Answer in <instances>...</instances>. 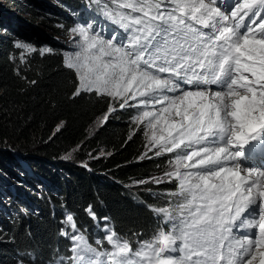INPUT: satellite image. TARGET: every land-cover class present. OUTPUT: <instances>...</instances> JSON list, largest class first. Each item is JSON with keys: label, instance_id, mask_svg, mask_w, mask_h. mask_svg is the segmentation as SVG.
Segmentation results:
<instances>
[{"label": "snow or ice", "instance_id": "snow-or-ice-1", "mask_svg": "<svg viewBox=\"0 0 264 264\" xmlns=\"http://www.w3.org/2000/svg\"><path fill=\"white\" fill-rule=\"evenodd\" d=\"M92 5L99 20L69 30L78 37L63 61L78 81L73 96L111 98L101 126L116 103L137 109L148 150L172 154L164 177L176 188L166 195L179 199L148 206L156 228L145 240L105 223L93 244L68 213L71 231L60 234L70 255L50 264H264V0ZM15 47L22 59L35 51ZM85 212L98 219L91 205Z\"/></svg>", "mask_w": 264, "mask_h": 264}, {"label": "trees", "instance_id": "trees-1", "mask_svg": "<svg viewBox=\"0 0 264 264\" xmlns=\"http://www.w3.org/2000/svg\"><path fill=\"white\" fill-rule=\"evenodd\" d=\"M4 1L36 18L28 4ZM63 1L72 10L80 3L84 12L96 15L95 5L89 7L91 0ZM4 37L0 42V178L21 179L18 157L29 170L55 182L57 193L31 196L37 207L33 214L4 196L10 208L0 203V264H50L57 254L70 255V241L60 234L61 228L71 229L62 224L68 213L81 230H88L93 244L96 237H103L95 224L99 230L105 223L121 236L138 232L140 240L148 239L156 228L148 206L164 207L170 199H179L166 195L175 190V181L153 182L171 170L167 161L172 154L157 157L149 151L141 126L132 120L136 112L117 104L107 123L92 132L93 124L113 104L111 98L89 93L73 96L78 81L64 67L62 54L35 51L22 59L24 52ZM97 150L106 155L95 158ZM72 151L75 162L64 160ZM23 181L30 184L28 179ZM18 190L28 194L25 187ZM12 193L19 194L15 189ZM89 205L97 220L85 212Z\"/></svg>", "mask_w": 264, "mask_h": 264}, {"label": "rangeland", "instance_id": "rangeland-1", "mask_svg": "<svg viewBox=\"0 0 264 264\" xmlns=\"http://www.w3.org/2000/svg\"><path fill=\"white\" fill-rule=\"evenodd\" d=\"M16 1L24 2V4L33 7L37 15L35 19H30L20 13L14 5L6 3L4 0H0V42L5 36L4 38H8V42L15 49H18L15 45L19 41L24 45L31 46L35 51L41 52L42 49H50L51 51L48 52H58L63 55V58H65L68 53L74 50L72 44L74 40L78 39V37L73 38L69 30L76 24H85L95 18L90 13H85L82 4L80 3L75 10H72L64 5L65 3L63 0ZM77 14H79L78 16L83 17L79 18L77 17ZM96 19L99 20V18ZM62 22L67 25H61ZM18 50L22 52L25 51L23 48H19ZM129 103L134 102L130 101ZM116 104L118 105V103ZM129 109L134 110L137 114V109ZM102 118L93 124L92 132L96 131L101 126L100 120ZM141 130L144 132L142 125ZM75 151H77V148L74 152ZM152 152L155 153V149H153ZM72 155L73 151L72 153L67 154L64 160L75 162ZM105 155L106 153L102 150H97L96 153H94L95 158L103 157ZM15 161L23 166V173L19 175L21 179L9 177L0 178V190L3 192L0 191V193L3 194V196L0 194V203H5L7 208H10V205L3 199L5 196L8 201L10 200L12 203L21 204L19 207L22 206L21 208L25 209L27 214H33L37 211V207L31 200V196L37 198L40 194H52L55 196L57 193V184L41 178L39 174H35L33 171L29 170L22 162L23 159L17 157L15 158ZM76 163L81 167H85L84 163H78L77 161ZM24 179L30 180V184L24 182ZM161 180L166 181L167 179L163 176ZM20 187H25V191L28 194L26 195L21 190H18ZM14 189L19 194H13L12 190ZM94 229L98 234L104 235L100 229L97 230L96 224ZM69 231H71V229Z\"/></svg>", "mask_w": 264, "mask_h": 264}]
</instances>
